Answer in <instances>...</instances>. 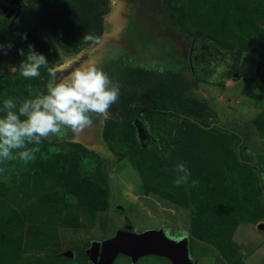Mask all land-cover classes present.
<instances>
[{
	"label": "rangeland",
	"instance_id": "rangeland-1",
	"mask_svg": "<svg viewBox=\"0 0 264 264\" xmlns=\"http://www.w3.org/2000/svg\"><path fill=\"white\" fill-rule=\"evenodd\" d=\"M13 1L18 13L21 11L17 21L11 23L0 17V27L7 24L5 32L12 34L11 58L6 57L9 53L5 51V55H0V91L6 92L15 85L12 80L16 76L11 73L18 72L21 76L18 67L26 56L20 51L26 54L29 45L49 59L52 71L48 70L46 86L50 80L59 82L69 71L88 62L96 63L120 86L118 102L113 104L116 109L112 105L107 116L94 117L91 126L78 132L68 129L69 138L57 140L51 136L45 140L48 144L65 139L80 142L116 163L108 176L112 193L108 209L99 212L94 220L80 216L82 227H65L56 225L58 216L52 213L48 199L34 198L38 212L41 210L54 226L48 229V236L43 235L50 242L45 246L38 242V248L29 243L20 264L37 257L39 262L43 259L48 264H94L90 256L93 244L112 238L128 225L138 235L151 230L167 246L182 247L183 264H246L250 254L248 264H264V29L261 30L264 25L255 23V16L248 13L258 8L257 18L263 21L262 0H217L228 10L226 20L232 24L228 33L234 35L217 29L215 37L210 33L211 26L226 31L217 19L195 22L194 15L197 10L201 12L202 2L208 0H84V3L72 0L70 5L69 0L64 5H60L61 0ZM241 5L244 8L239 9ZM91 6L96 7L100 17L92 26ZM181 6L188 11L181 10ZM183 15L184 25L192 23L196 30L192 33L196 40L179 23ZM241 21L246 24L240 26ZM252 24L255 30L250 36ZM38 25L53 33H47L50 51L43 48L47 38L38 34ZM18 28L25 30V36L18 33ZM68 32L76 35L73 42L65 39ZM84 35L93 36L95 42L86 41ZM234 36L248 48L229 45L227 39ZM5 43L0 35V54H4ZM22 91L19 87L16 93ZM129 109L133 111L127 113ZM166 109L174 113L158 111ZM181 115L200 124L229 127L241 138L218 127L211 132ZM108 119L130 121L142 148H134L133 139L123 138L120 143L112 141L113 148L109 147L104 135ZM113 127L107 132V126L106 132L112 129L118 132ZM121 127L124 130L121 136L130 135L126 123ZM144 153L153 168L144 167ZM134 163L146 178L144 185ZM180 163L186 164L191 175L187 184L176 187L174 181L179 175L176 166ZM7 173L0 172V193L4 191L2 184L13 178L11 172ZM21 177L22 172L17 184H21ZM193 180L199 181L195 187ZM17 184L0 197L4 200L8 194L15 197L12 192L18 190ZM147 186H160L161 192L146 193ZM170 192L173 199L168 198ZM197 217L203 222L197 220L196 224ZM28 230L25 228V235ZM200 236L207 240H200ZM228 239L232 241L230 245ZM208 240L225 245L219 247ZM235 245L243 262L227 257ZM67 250L73 252L72 257L64 255ZM112 264L175 263L158 254L137 259L120 254Z\"/></svg>",
	"mask_w": 264,
	"mask_h": 264
},
{
	"label": "trees",
	"instance_id": "trees-1",
	"mask_svg": "<svg viewBox=\"0 0 264 264\" xmlns=\"http://www.w3.org/2000/svg\"><path fill=\"white\" fill-rule=\"evenodd\" d=\"M71 1L72 0H69L68 1L69 3L67 4L70 5ZM211 1L212 0H208V2H202L201 12L197 10L198 14L194 15L197 17V19H195L196 20L195 22L199 20H203L205 18H210V21L211 19L214 20L217 19L219 22L218 24L224 29H226V31L220 29L218 26L216 27L211 26L210 33L213 34L214 37L217 29L224 32L226 35L228 34L234 35V33H228V31L231 30L232 24L231 21L226 20V16H227L226 13L228 10L225 9L226 7L224 6V4H219L217 0L216 1L214 0L213 3L211 4ZM60 2H61L60 5H64V2L66 1L61 0ZM79 2L84 3V0H80ZM238 7H240L239 9L244 8V6L242 5ZM184 8L186 9L185 6L184 7L181 6V10L184 11L185 10ZM50 9L51 8L48 7L47 10L48 14L50 12ZM252 9L253 10L249 11L248 13L253 14L255 16L256 19L255 23L259 24L260 26L264 25V19L263 21H261L257 18V16L259 15L258 8L255 10L254 8ZM261 9L264 10L263 0L261 3ZM186 10L188 11V9ZM186 13L187 12H185L184 14ZM238 14L240 17V12H238ZM260 14L264 15L263 12H261ZM89 15H90L89 20L91 26L95 22H99L100 17L98 13H96V7L94 8L92 7L89 10ZM184 16L185 15L181 17L179 22L183 26H185L182 21ZM47 19L48 16L46 17V20ZM46 20L44 21V23L46 22ZM243 22L244 21L240 22V26L246 24V22L244 23ZM210 24H212V22ZM191 25L187 23V25L185 26L188 29V31L184 28L183 29L191 34L196 33V30L193 29ZM254 26L255 25L252 24L250 27L251 28V30H249L250 36L254 34V30H255ZM39 27L40 29H38V34H45L47 38L46 42H44L43 44V48L49 49L51 46V41L50 39H48L49 37L47 33L48 34H53V33L50 29H45L41 25H38V28ZM208 28H210V26ZM263 29L264 26L261 27V30ZM21 33L23 35V32ZM11 37L12 35L9 38L10 42H11ZM75 38L76 35L72 34L71 32H68L67 37L65 39L67 41L72 40L73 42V39ZM236 38L237 37L234 36V38H232L231 40L227 38L226 39L231 43L229 44L231 46L238 45L240 47L242 46L241 48L243 49L248 48L247 45L245 46L242 45V43L244 42L239 40V42H241L239 43L238 40H236ZM47 61L49 62L48 58ZM49 63H48V68H49ZM48 68H41L40 70L41 76L36 79H25L22 76H19L18 72L13 73V76L14 75L16 76V79L12 80L15 85L10 86L6 92L0 91V108H2L3 100L6 98H13L18 103L23 101L24 99L31 98L32 94L27 91L28 85H31L33 89H41L46 91V79L48 78ZM19 87L23 89V91L21 92L22 94L16 93V90ZM123 101H125V99ZM121 105H124V102L121 103ZM113 109H116L114 105H113ZM131 111H133V109H129L127 113ZM158 111L173 112L172 110L169 109L158 110ZM0 115H3V113H0ZM190 120L196 124L203 126L204 128L210 130L211 132L217 130L218 127L220 129L226 130V132L227 131L232 132L235 135H237L238 138H241V135H239L236 131H234L229 127H223L222 125L219 124L211 125V123L200 124L197 121H194L192 119ZM125 123L127 130L129 132L128 134L130 135L123 137L121 136L123 130V127H121V125L122 124L124 125ZM107 126H108L107 132H109L111 126H114L113 128L117 129L118 132H115L116 130L112 129L110 133H107L106 132ZM131 132L133 133V135H131ZM134 133H135V127L130 123V121H126V122L124 121L123 123L121 121H117V120L114 121L110 119L106 121L104 135L106 140L107 141L109 140L108 141L109 147L111 148H113V145L111 143L117 140L119 141L120 138H123L126 141L133 139L134 142H132V144L134 145V148L141 149L142 146L140 145L139 142H137ZM229 134L226 135L227 141L230 140ZM70 136L71 134L68 133L67 130H65L61 136L59 137L55 136L56 137L55 139L59 140L60 138H69ZM114 136L115 138L114 140H112L111 137ZM45 142L46 141L44 140L42 144L38 146L39 151L35 153L36 162L30 161L28 163H24L23 161L15 162L13 160L0 165V167L6 168L4 171V175H9L7 173L8 171L11 172L13 175L11 181L6 180V182L2 184L4 186L3 187L4 191H2L0 195L6 194L7 188H13L16 186L20 172L24 174V177H21L23 179L21 184H17L19 187L18 190L14 189L12 192L15 197L10 198L11 197L10 194H8L7 200H4L0 197V264H20L22 258L24 257V251L28 247L29 243L32 242L35 243L36 244L35 247L38 248V242L40 243V245L42 244V246H45L44 245L45 243L50 242V239L48 237L43 239V235L48 236L47 231L50 228V226H54V224L52 221H49V219H46V216L41 213V210L38 212V206L34 204V202L36 201L34 198L37 199L42 197L48 199L51 205L50 207L52 208L51 210L52 213L54 215H57L58 219L61 218L59 222L57 219L56 225L61 224L62 226L65 227H73V228L82 227L84 225H82L80 221V216L82 215L88 216L89 219L94 220L96 219V216L99 212H104L108 209L109 200L112 194L110 191L111 182L109 183L108 176L110 171L112 170V166H114L116 163L113 164L106 156L102 157L100 154L86 148L80 142L69 141L67 139L57 144L54 142L50 144ZM48 146H51L52 149L51 148L49 149ZM29 147H35V146L30 145ZM55 147H59V148L55 150ZM154 147H158V144ZM240 153L241 152L239 151L238 155ZM144 155L146 156V158H144L145 159L144 167L149 165V168H153L150 166V160L147 159V155L145 153ZM240 156H242V154H240ZM241 161L244 163H248V161H244L243 159ZM133 166L138 171L137 169L138 165L134 163ZM29 169H33V172H31ZM72 171H74L73 173L74 175H72ZM148 171L150 172L151 170L148 169ZM138 174L143 179V185H144V182L146 181L144 174L142 173V171H138ZM10 182L12 183L10 184ZM37 185H38L37 187L38 191L41 192H38L36 190L35 186ZM148 187L149 189L146 193H150L153 190L161 192L160 186L152 187V188L150 186H147V188ZM172 195L173 194H171L170 192L168 198L173 199ZM45 214L48 213L46 212ZM197 220L203 222L202 218L197 217L196 224H198L199 222V221L197 222ZM38 227L42 229L41 232L38 230ZM25 228H29L26 235H25ZM194 234L197 235V231L195 229H194ZM199 239L207 240L202 238L201 236L199 237ZM208 241L212 244L215 243L212 240H208ZM231 243L232 241L230 239L228 241V245H230ZM215 244L218 245L219 247L225 245V244L220 245L217 243ZM228 256L234 257L237 263L241 262V260L243 262L242 253L239 250V247H237L236 245L232 251L229 249L227 257ZM40 263L48 264L49 262H45L43 259H41V261L39 262L38 257L32 261L26 259L23 262V264H40Z\"/></svg>",
	"mask_w": 264,
	"mask_h": 264
},
{
	"label": "clouds",
	"instance_id": "clouds-1",
	"mask_svg": "<svg viewBox=\"0 0 264 264\" xmlns=\"http://www.w3.org/2000/svg\"><path fill=\"white\" fill-rule=\"evenodd\" d=\"M83 38L95 42L91 35H84ZM20 54L26 56L19 65V73L23 78H39L41 68H48L46 57L35 51L34 46L29 45L28 52L25 54L21 50ZM48 70L51 73L52 70ZM27 91L32 94L31 98L19 103L13 98H6L0 108V113H3L0 115V165L17 159L24 163L34 161L35 153L39 151L38 146L44 140L51 136L59 137L68 129L75 133L91 126L94 117L109 114V109L118 102L120 96L119 84L113 82L108 73L93 62L75 67L59 82L50 80L46 91L33 89L31 85H28ZM30 145L35 147H29ZM3 171L5 169L0 167V172ZM176 172L179 175L174 181L175 186L187 184L191 173L186 164H177ZM198 183L199 181L193 180L192 186L195 187ZM120 254L130 256L119 252L110 264Z\"/></svg>",
	"mask_w": 264,
	"mask_h": 264
},
{
	"label": "water",
	"instance_id": "water-1",
	"mask_svg": "<svg viewBox=\"0 0 264 264\" xmlns=\"http://www.w3.org/2000/svg\"><path fill=\"white\" fill-rule=\"evenodd\" d=\"M13 7V0H9L3 10L10 11ZM131 228V225H128L124 229L118 230L114 237L104 242H95L90 250L93 263L110 264L119 252L128 254L133 258H138L146 253H157L171 257L176 264L185 263L182 247L167 246L164 240L157 235H153L152 232H148L146 235H138ZM64 255L72 257L73 252L67 250Z\"/></svg>",
	"mask_w": 264,
	"mask_h": 264
},
{
	"label": "crops",
	"instance_id": "crops-1",
	"mask_svg": "<svg viewBox=\"0 0 264 264\" xmlns=\"http://www.w3.org/2000/svg\"><path fill=\"white\" fill-rule=\"evenodd\" d=\"M36 2L38 3V0H36ZM13 4L15 5L14 7H13V9L12 10H10V11H5V9L3 10H1V7H0V17H2V18H7V20H10L11 21V23H15L14 21H17L16 20V17H18L19 15H21L20 14V12L18 13V10H16V3L13 1ZM36 8H37V6H36ZM22 10V9H21ZM10 24V23H9ZM4 26H8L7 24H5V25H2L1 27L2 28H0V35H2V37H3V40L6 42L5 44H3V48H2V50H3V52L5 51V52H8L9 53V46H10V41H9V38H10V36L12 35V34H10V33H7V32H5V29H4ZM18 31H19V33L20 34H22L21 32H23L24 33V29L23 30H21V29H19L18 28ZM2 50H1V53H2ZM5 52H4V54H0V55H5ZM10 55V53L9 54H7L6 55V57L7 58H11V56H9ZM11 65H7V67L9 68ZM9 71V70H8ZM10 75H13L12 73L10 74ZM152 192V191H151ZM176 224H174V226H175ZM195 238V237H194ZM197 239V238H196ZM199 240V239H198ZM59 251H61V250H59ZM63 254V253H62ZM218 254H220L219 256H222V254L218 251ZM252 254H250L249 256H248V258H250V256H251ZM248 258H246L245 259V263L246 264H248V262H249V260H248ZM244 259V258H243ZM225 262H226V260H225ZM229 264V263H228Z\"/></svg>",
	"mask_w": 264,
	"mask_h": 264
},
{
	"label": "flooded vegetation",
	"instance_id": "flooded-vegetation-1",
	"mask_svg": "<svg viewBox=\"0 0 264 264\" xmlns=\"http://www.w3.org/2000/svg\"><path fill=\"white\" fill-rule=\"evenodd\" d=\"M7 2H9V0H0V4H2V5H1V9H3L4 6H6ZM193 37H194L195 40H196V37H195V36H193ZM183 40H184V38H183ZM183 40H182V42H183ZM173 41H174V40H173ZM182 42H181V43H182Z\"/></svg>",
	"mask_w": 264,
	"mask_h": 264
}]
</instances>
